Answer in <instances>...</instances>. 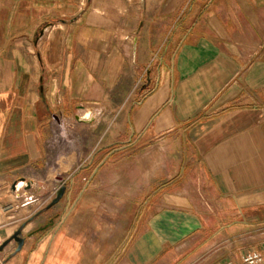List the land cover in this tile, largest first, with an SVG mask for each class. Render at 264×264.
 <instances>
[{
  "label": "crops",
  "instance_id": "0c3cea01",
  "mask_svg": "<svg viewBox=\"0 0 264 264\" xmlns=\"http://www.w3.org/2000/svg\"><path fill=\"white\" fill-rule=\"evenodd\" d=\"M84 103L104 105L84 122ZM66 127L87 131L85 156L73 138L64 153ZM4 185L27 216L0 220L2 242L32 225L4 264H192L248 243L264 228V0H0Z\"/></svg>",
  "mask_w": 264,
  "mask_h": 264
},
{
  "label": "rangeland",
  "instance_id": "374dc122",
  "mask_svg": "<svg viewBox=\"0 0 264 264\" xmlns=\"http://www.w3.org/2000/svg\"><path fill=\"white\" fill-rule=\"evenodd\" d=\"M133 37H134L133 34L118 36L119 41L127 42V43L132 42V38ZM146 71L144 70L143 72H141V80H144L147 77V72ZM119 101L120 100L118 98L117 99H112L111 107L114 108V110L112 112L115 111V108L117 107ZM82 105H84V106L81 108V111L85 107L89 108L90 106H95L96 105V106H98L100 108L104 104L103 103H100V104H87V103H84ZM79 110H80V107H79ZM109 117L113 118V114L111 116H109ZM59 121H61L60 117H56L54 120H52V122L54 124L59 122ZM63 121H64V123L73 122L75 124L78 122L74 118H72V119H64ZM77 133H78V135H77ZM86 136H87V131L86 130H80L79 132H77L75 130H71L70 127H66V129L63 132V137H62L63 138V151H64V153L68 152L70 154V151H71V140L73 138V140L75 139V140H78V142H79L78 154L85 156L86 155V150H87L86 145H85ZM50 151L51 152L49 153V167H54V165H55V162H54V148L51 147ZM61 168L63 170H66L67 168H69V166L61 165ZM54 174L55 173H54L53 169H50L48 171V181H49L50 191H49L48 194H46L41 199V203H40L39 206H42L45 201H47L51 197L53 198L55 196L54 184H55V182L57 181V179L59 177L55 176ZM10 190H11L10 186H8V185L0 186V200L6 202L8 204V206L5 209H2L1 212H0V220H1L2 224L11 222L13 220H18V221L19 220H23L27 216V213H26L24 208L22 210L20 209V211H19V209H18L19 208V203L14 200L13 196L10 194ZM59 202L60 201H58L56 204L52 205L50 208H52L54 210L55 206H57V204ZM63 211H65V208L63 209ZM8 216H14V217L13 218H10V217L7 218ZM27 223H29V220L26 221V224L24 226L25 228H23L24 231L29 230V228H31V226H32V225H28ZM143 229L145 230V226H144ZM145 239H147L148 241L144 244V248L147 247L149 249L152 246L153 243L151 241H149L150 238H149L148 233H146L144 235V240ZM263 239H264V228H256L254 236L251 239H249L248 243H243L242 245H239V247H238L239 249L232 248V243L230 244L227 240H223V241L219 240L217 243L212 244V246L207 251H205L192 264H208V263H211V262H213L212 264H218L219 262H221V261H223L225 259L239 258L240 255L242 253H244L245 251L258 250L260 244L258 245L257 243L261 242L260 240H263ZM130 244H131V240H130V242H128L127 246L129 247ZM153 245L156 246V244H153ZM163 254H161V255H163ZM0 257H3V255H0ZM127 259H128V256H127ZM160 260H161L160 257L153 258L151 260L150 259L149 260L148 259H143L142 260V262H143L142 264H158ZM129 263L130 262L128 260V264Z\"/></svg>",
  "mask_w": 264,
  "mask_h": 264
},
{
  "label": "water",
  "instance_id": "95a60500",
  "mask_svg": "<svg viewBox=\"0 0 264 264\" xmlns=\"http://www.w3.org/2000/svg\"><path fill=\"white\" fill-rule=\"evenodd\" d=\"M41 32H43V30H41ZM77 120H79L80 118L77 116L76 117ZM84 122H89L91 121L90 115L89 114H85V117L83 118ZM58 182H61V178L57 179ZM24 179H19L16 182L12 183L11 188L12 190H15L17 187V184L19 183H23ZM27 185V184H26ZM66 187L63 184H56V189H55V196L51 199V201L47 204L46 207H51L52 205L56 204L58 201H60L65 193ZM25 224H22L21 226H19V228H17V230L4 242H2V244L0 245V251L3 249V247L8 244L10 241H15L17 244V249H20L23 242H24V238L22 237V229L24 228Z\"/></svg>",
  "mask_w": 264,
  "mask_h": 264
},
{
  "label": "built area",
  "instance_id": "2783aa9c",
  "mask_svg": "<svg viewBox=\"0 0 264 264\" xmlns=\"http://www.w3.org/2000/svg\"><path fill=\"white\" fill-rule=\"evenodd\" d=\"M2 240L0 238V245ZM0 264H4L3 259L0 258ZM218 264H264V243L258 250L245 251L239 258L225 259Z\"/></svg>",
  "mask_w": 264,
  "mask_h": 264
},
{
  "label": "bare ground",
  "instance_id": "6f19581e",
  "mask_svg": "<svg viewBox=\"0 0 264 264\" xmlns=\"http://www.w3.org/2000/svg\"><path fill=\"white\" fill-rule=\"evenodd\" d=\"M85 114H89V108L85 107V108L82 109L81 114L79 115L80 116L79 120L83 121V118L85 117ZM23 185H24V183L17 184L16 189L19 190Z\"/></svg>",
  "mask_w": 264,
  "mask_h": 264
}]
</instances>
